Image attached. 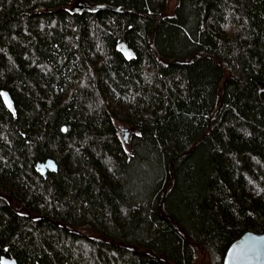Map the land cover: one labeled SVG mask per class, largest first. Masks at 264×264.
<instances>
[{
    "label": "trees",
    "instance_id": "obj_1",
    "mask_svg": "<svg viewBox=\"0 0 264 264\" xmlns=\"http://www.w3.org/2000/svg\"><path fill=\"white\" fill-rule=\"evenodd\" d=\"M170 2L0 0V258L222 264L264 233V0Z\"/></svg>",
    "mask_w": 264,
    "mask_h": 264
},
{
    "label": "water",
    "instance_id": "obj_2",
    "mask_svg": "<svg viewBox=\"0 0 264 264\" xmlns=\"http://www.w3.org/2000/svg\"><path fill=\"white\" fill-rule=\"evenodd\" d=\"M103 10L119 11V9L101 4L92 5L85 1H77L71 7V12L74 14H93ZM118 50L127 59L133 57L132 52L124 44H121ZM1 97L6 108L14 114L15 110L10 95L7 92H2ZM63 132H65V128H63ZM124 141L127 143L126 137ZM36 172L42 177H46L47 173L57 172V165L52 159H47L36 164ZM0 264H17V262L15 259L1 257ZM222 264H264V233H245L228 248Z\"/></svg>",
    "mask_w": 264,
    "mask_h": 264
},
{
    "label": "rangeland",
    "instance_id": "obj_3",
    "mask_svg": "<svg viewBox=\"0 0 264 264\" xmlns=\"http://www.w3.org/2000/svg\"><path fill=\"white\" fill-rule=\"evenodd\" d=\"M173 5H174V0H171L170 9L172 8ZM116 128L122 139L125 137L127 138L129 136L130 128L128 126L123 125V124H117ZM197 264H206V263L198 261Z\"/></svg>",
    "mask_w": 264,
    "mask_h": 264
},
{
    "label": "flooded vegetation",
    "instance_id": "obj_4",
    "mask_svg": "<svg viewBox=\"0 0 264 264\" xmlns=\"http://www.w3.org/2000/svg\"><path fill=\"white\" fill-rule=\"evenodd\" d=\"M74 4H72V6H73Z\"/></svg>",
    "mask_w": 264,
    "mask_h": 264
}]
</instances>
